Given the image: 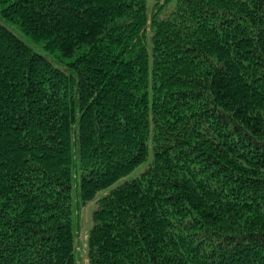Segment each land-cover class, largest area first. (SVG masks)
<instances>
[{
	"label": "trees",
	"instance_id": "1",
	"mask_svg": "<svg viewBox=\"0 0 264 264\" xmlns=\"http://www.w3.org/2000/svg\"><path fill=\"white\" fill-rule=\"evenodd\" d=\"M0 264H264V0H0Z\"/></svg>",
	"mask_w": 264,
	"mask_h": 264
},
{
	"label": "rangeland",
	"instance_id": "2",
	"mask_svg": "<svg viewBox=\"0 0 264 264\" xmlns=\"http://www.w3.org/2000/svg\"><path fill=\"white\" fill-rule=\"evenodd\" d=\"M146 165L143 164L140 167L136 168L131 174L128 175V178L131 177H135L138 175V173L140 171H142V169L144 168V166ZM103 192H99L95 199H93L88 206L80 209L79 211V218H80V234H79V238H80V244L79 246H81L83 248V246L85 245V235H86V231L88 229L89 223H90V213L94 210V208L96 207V200L99 196L102 195ZM80 253L81 255L83 254V251L80 249ZM84 259V258H83Z\"/></svg>",
	"mask_w": 264,
	"mask_h": 264
}]
</instances>
